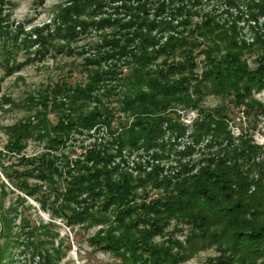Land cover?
<instances>
[{
	"label": "rangeland",
	"instance_id": "374dc122",
	"mask_svg": "<svg viewBox=\"0 0 264 264\" xmlns=\"http://www.w3.org/2000/svg\"><path fill=\"white\" fill-rule=\"evenodd\" d=\"M216 65L247 75L213 89L204 77ZM171 66L177 93L145 98L136 75L159 81ZM146 115L159 118V134L133 141L131 126ZM242 147L256 153L242 160ZM236 155L257 179L264 0H0V263L38 264L43 250L58 264H225L219 246L187 245L197 231L188 215L162 221L157 235L140 219L176 194L174 184L223 173L219 162L236 165ZM123 178L135 188L125 208L135 207L120 225L108 198ZM108 235L139 246L107 248Z\"/></svg>",
	"mask_w": 264,
	"mask_h": 264
},
{
	"label": "trees",
	"instance_id": "16d2710c",
	"mask_svg": "<svg viewBox=\"0 0 264 264\" xmlns=\"http://www.w3.org/2000/svg\"><path fill=\"white\" fill-rule=\"evenodd\" d=\"M148 41L149 39L146 40V42ZM176 45L177 42L176 44H171L170 48ZM164 49L165 48L162 47L156 52L163 53V51H165ZM168 53L170 52L168 51ZM146 57L152 58L153 56L147 55ZM154 59L156 58H152L151 61ZM172 67L175 68L171 66L166 76L163 75V73L167 72L157 71L156 74L158 75L159 73V76H162L159 81L152 76L154 75L153 72L147 71L144 76L140 78H138V74L136 75L135 81L137 83L139 81H144L147 85L146 87L149 88V92L146 94L145 98L152 100L155 99L157 95L168 94L172 96L177 93L174 87H178L177 85L179 82L174 80L170 81L169 79V76L172 74ZM215 68L216 70H211L209 72L213 73V76L206 73L204 80L211 83L212 86H214L212 88L217 90L221 89L225 91L227 79H235V75H238L236 77L242 79L247 75L243 66L239 65L233 68L225 66L223 69L216 65ZM180 69H182V67ZM181 80L182 82H186L187 78ZM187 98L190 99L189 97ZM139 99L136 98L134 101L132 100L130 104H133V102ZM142 99L143 98H141V100ZM191 101L192 100L189 102ZM134 105L135 104L130 106ZM147 117L148 119L137 118L136 121L138 122L131 126L130 137L133 141L138 140L140 137L146 140H153L151 136L159 134L157 125L158 122L160 123L159 118L146 115V118ZM206 118H208L209 121L208 126L214 123L213 116L208 115ZM148 120L151 121V123L145 124L149 122ZM136 128H138V131L134 130ZM138 132L140 134H138ZM239 152L241 153L240 156L243 155V159L239 155H236L237 157L235 156L234 158L235 162L238 161L237 159L245 160L244 158L248 159L252 157V155L256 153V149L245 148ZM242 152H244V154L246 152L247 154L244 155ZM220 166L226 168L223 173L219 171L209 172L208 170H202L199 176L195 175L190 177L192 180L189 181L188 178H185L179 183L174 184L176 194H171V196L163 200L161 204L150 208V211L147 212V214L151 213L153 216L150 220L141 218L140 221H149L151 225H154L155 227H153V229L156 230L153 233L157 235L164 230L165 225H160L162 221L163 223L168 221L171 216L178 217L188 215L186 220L191 221L193 226L197 229L194 233L192 232V236L186 241L191 249L193 247L192 250H198L199 246L204 248L207 245L214 244L215 246H219V251H222V254L226 255V259L224 258L225 264H264L257 262L252 263L250 260L237 262V258L243 254H248L250 259H264V167L261 166L260 176L257 179H253L240 170L239 163L228 166L225 161H222L218 164L219 168ZM193 184H195V186ZM112 185L113 186L109 187L111 194L108 198L112 201L108 202V205L114 203L117 205L116 208H119L117 211L121 210L115 214V218L117 219L116 222L121 225L126 218L131 217L132 214L130 215L129 212L134 211L135 206L128 208H125V206L131 201L129 196L134 195L135 188L130 178L126 180L123 178L121 182H114ZM143 208L145 209V207L142 206V209ZM77 215H83V212ZM138 221L139 220L136 222L135 220L132 224H136ZM144 239L145 238L142 239L143 242ZM105 241L107 248H113L114 245L117 247L119 244L122 245V243L130 245V238L125 235L122 237L108 235L105 237ZM136 242L135 240V243ZM204 242H206V244H204ZM135 243L130 246H139L135 245ZM143 248L145 249L146 246L144 245ZM38 253V264H58L56 257L52 253H46L43 250H40ZM134 253H132L133 262L141 261V257L138 255L136 256ZM146 263L147 262H143V264ZM167 263L168 259L159 260L155 258L152 260L151 264Z\"/></svg>",
	"mask_w": 264,
	"mask_h": 264
}]
</instances>
